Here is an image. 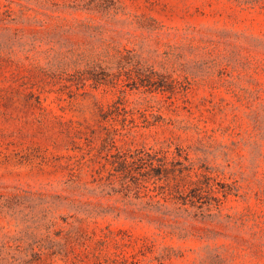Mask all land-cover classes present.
<instances>
[{
    "label": "rangeland",
    "instance_id": "1",
    "mask_svg": "<svg viewBox=\"0 0 264 264\" xmlns=\"http://www.w3.org/2000/svg\"><path fill=\"white\" fill-rule=\"evenodd\" d=\"M0 264H264V0H0Z\"/></svg>",
    "mask_w": 264,
    "mask_h": 264
},
{
    "label": "trees",
    "instance_id": "2",
    "mask_svg": "<svg viewBox=\"0 0 264 264\" xmlns=\"http://www.w3.org/2000/svg\"><path fill=\"white\" fill-rule=\"evenodd\" d=\"M141 84L144 85V86H148V84H152V83H145L144 82V83H141ZM155 84L156 83H153V86ZM157 86L158 85H156V88H157ZM128 113H130V110L125 107L124 102H123V97L119 96L118 100L113 102L110 106H108V108H105L104 106H102L100 115L102 116L103 119H107L112 114H115L116 116H119V115L123 114L124 115L123 116V121L125 123L123 124L122 128L116 127V132L123 133V130H124L125 132L123 133V135H126L127 133H129L131 131L132 128L137 126V125H135V120H134L133 116L131 118L127 117ZM108 137L113 140L114 145H115V139H114L115 137H113V136H108ZM161 151H167V150H165V149H155L153 147L143 146V147H140V148L139 147L136 148L134 150V152H133V155H134V157L136 155L139 156V157H142L143 155H146V156H148L150 158H153V155H155V153L161 152ZM140 159H142V158H140ZM150 171H148L147 174H144V175H146L145 181H150L154 176L158 175V174H152ZM131 172H132V169H130L129 173H131ZM193 183H196V182H193ZM212 191H214V190H212ZM224 195L227 196V192H225Z\"/></svg>",
    "mask_w": 264,
    "mask_h": 264
}]
</instances>
